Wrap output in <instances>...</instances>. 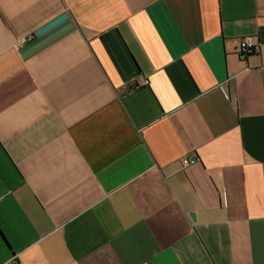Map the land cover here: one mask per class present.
<instances>
[{
    "label": "crops",
    "instance_id": "obj_1",
    "mask_svg": "<svg viewBox=\"0 0 264 264\" xmlns=\"http://www.w3.org/2000/svg\"><path fill=\"white\" fill-rule=\"evenodd\" d=\"M0 264H264V0H0Z\"/></svg>",
    "mask_w": 264,
    "mask_h": 264
},
{
    "label": "built area",
    "instance_id": "obj_2",
    "mask_svg": "<svg viewBox=\"0 0 264 264\" xmlns=\"http://www.w3.org/2000/svg\"><path fill=\"white\" fill-rule=\"evenodd\" d=\"M30 38L31 37H29L28 39H30ZM24 41L25 40H22V42H24ZM258 47H259L258 43L256 41H254V39L251 36L241 38L239 41V51H247L250 48H254L255 50H257ZM239 57H240V59H243V55H240ZM143 82L146 83V80H143ZM197 160H198L197 157H192L190 159L184 158L182 160V162L184 165H187V164L195 163Z\"/></svg>",
    "mask_w": 264,
    "mask_h": 264
},
{
    "label": "water",
    "instance_id": "obj_3",
    "mask_svg": "<svg viewBox=\"0 0 264 264\" xmlns=\"http://www.w3.org/2000/svg\"><path fill=\"white\" fill-rule=\"evenodd\" d=\"M68 17L67 13H63L59 16H57L56 18H54L53 20L49 21L48 23L44 24L43 26H41L40 28H38L36 30V34L37 35H41L44 32L48 31L49 29H51L52 27L56 26L57 24H59L60 22H62L63 20H65ZM190 217L193 221H195V214L193 212H190Z\"/></svg>",
    "mask_w": 264,
    "mask_h": 264
},
{
    "label": "trees",
    "instance_id": "obj_4",
    "mask_svg": "<svg viewBox=\"0 0 264 264\" xmlns=\"http://www.w3.org/2000/svg\"><path fill=\"white\" fill-rule=\"evenodd\" d=\"M256 50L254 48H250L247 51H239L238 56L243 55V59H246L250 54L254 53Z\"/></svg>",
    "mask_w": 264,
    "mask_h": 264
}]
</instances>
